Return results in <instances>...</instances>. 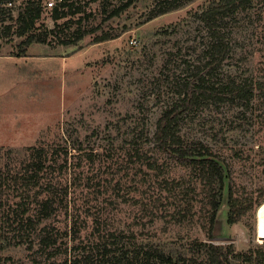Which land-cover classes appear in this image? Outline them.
Wrapping results in <instances>:
<instances>
[{
    "label": "rangeland",
    "instance_id": "rangeland-1",
    "mask_svg": "<svg viewBox=\"0 0 264 264\" xmlns=\"http://www.w3.org/2000/svg\"><path fill=\"white\" fill-rule=\"evenodd\" d=\"M126 1L68 0L81 4L80 13L58 20L48 44L31 45L23 57L16 56L20 39L0 37V258L29 263L25 246L14 244L19 234L12 210L20 200V181L13 177L31 147L48 154L68 149L63 179L70 185L69 215L80 217L83 241L98 222L103 232L133 234L138 243L171 254L198 240L231 245L233 252L259 248L264 255V242L255 235V212L264 199V86L246 107L204 103L179 118L183 143L208 146L225 174L208 238L202 176L159 150L153 134L175 99L173 84L185 75L183 62L195 60L194 50L208 41L198 13L211 0H176L179 8L156 17L164 0H134L107 18ZM60 2L42 0L37 25L54 28L51 9ZM1 19L0 27L11 23L7 15ZM225 24L233 46L221 77L264 80V0H252ZM82 31L76 45L59 43ZM101 34L112 38L94 43ZM229 192L238 211L245 208L233 223ZM70 221L61 213L44 222L67 240Z\"/></svg>",
    "mask_w": 264,
    "mask_h": 264
},
{
    "label": "trees",
    "instance_id": "trees-1",
    "mask_svg": "<svg viewBox=\"0 0 264 264\" xmlns=\"http://www.w3.org/2000/svg\"><path fill=\"white\" fill-rule=\"evenodd\" d=\"M133 1L127 0L114 7L107 18L119 16ZM251 2L252 0H211L198 13V18L206 29L208 41L199 50H194L195 60L183 62L185 75L173 84L175 99L157 119L153 134L154 143L159 150L176 156L202 176L208 189V238L212 237L219 201L225 187V174L208 146L200 142L192 145L183 143L178 134V122L182 114L193 112L204 103H236L246 107L250 104L254 91L260 92L263 89L264 80L231 76L222 78L219 73L221 65L230 58L233 46L231 32L226 29L225 20L248 7ZM162 4L154 12V17L180 6L176 0H164ZM12 8H17L15 17L10 14ZM81 8L80 3L61 0L51 9V19L55 27L50 29L45 25H37L43 14L42 0H0V22L5 15L11 21L0 27V37L20 39L16 56H26L31 45L48 44V35L55 34L58 20L80 13ZM95 30L93 28L87 33ZM85 34L82 31L74 39H60L59 43L64 46L76 45ZM111 38L108 34H101L94 38V43ZM26 150L29 154L19 160V168L13 177V180L17 178L16 182L20 181V200L12 211L19 234L16 236L19 239L14 244L25 246L28 264H232V261L239 264H264V255L259 248L233 252L231 245H214L207 241L194 240L187 245L184 252L171 254L156 246L138 243L133 234L103 232L98 228V222H95L91 238L83 241L80 239V217L69 215L70 185L63 179L68 166V149L62 152L55 149L50 154L43 148L31 147ZM2 182L0 178V189ZM263 201L264 199L258 206ZM228 206L229 223L234 222L236 212L245 213V208L238 211L239 206L230 192ZM61 213L71 217L72 223L63 233L67 240H61L60 231L44 222ZM0 264L24 263L5 257L0 258Z\"/></svg>",
    "mask_w": 264,
    "mask_h": 264
},
{
    "label": "bare ground",
    "instance_id": "bare-ground-1",
    "mask_svg": "<svg viewBox=\"0 0 264 264\" xmlns=\"http://www.w3.org/2000/svg\"><path fill=\"white\" fill-rule=\"evenodd\" d=\"M256 239L258 242H264V201L256 210Z\"/></svg>",
    "mask_w": 264,
    "mask_h": 264
},
{
    "label": "built area",
    "instance_id": "built-area-1",
    "mask_svg": "<svg viewBox=\"0 0 264 264\" xmlns=\"http://www.w3.org/2000/svg\"><path fill=\"white\" fill-rule=\"evenodd\" d=\"M52 5H53V2H49V3H48V6H49V7H52Z\"/></svg>",
    "mask_w": 264,
    "mask_h": 264
},
{
    "label": "water",
    "instance_id": "water-1",
    "mask_svg": "<svg viewBox=\"0 0 264 264\" xmlns=\"http://www.w3.org/2000/svg\"><path fill=\"white\" fill-rule=\"evenodd\" d=\"M262 204V203H261ZM257 208H259V206L257 207ZM257 210V209H256ZM255 217H256V212H255ZM255 220H256V218H255Z\"/></svg>",
    "mask_w": 264,
    "mask_h": 264
}]
</instances>
